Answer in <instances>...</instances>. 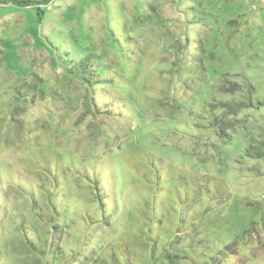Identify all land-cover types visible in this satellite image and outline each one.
I'll list each match as a JSON object with an SVG mask.
<instances>
[{
	"label": "rangeland",
	"instance_id": "obj_1",
	"mask_svg": "<svg viewBox=\"0 0 264 264\" xmlns=\"http://www.w3.org/2000/svg\"><path fill=\"white\" fill-rule=\"evenodd\" d=\"M258 101L264 0L0 1V264H264Z\"/></svg>",
	"mask_w": 264,
	"mask_h": 264
},
{
	"label": "trees",
	"instance_id": "obj_2",
	"mask_svg": "<svg viewBox=\"0 0 264 264\" xmlns=\"http://www.w3.org/2000/svg\"><path fill=\"white\" fill-rule=\"evenodd\" d=\"M0 1H9V0H0ZM100 82L101 81L98 80V83H100ZM252 91H254V86L251 89L250 93ZM230 104H231V106H230L231 107V110L230 111L232 112V114H236L240 109H242L241 107H243L245 105H246V107H248L249 105L254 104V101H253V99H250V101L248 103H246L244 101H235L234 100V102H231ZM257 104L263 105L264 104V101L263 102L258 101ZM262 145H264V139H263ZM255 155H256V157L258 159L263 158L264 151L263 150H259V151L255 152ZM97 185H98V183H97ZM97 191L100 194L99 196L101 198V196L103 194L101 192L100 186H98ZM54 196H56V195L52 194L51 197H50V199L53 198ZM53 203H54L53 205L56 207V209H59L60 207H62L57 202H55V200H53ZM59 211H60V209H59ZM59 211H56V213L59 215V217H61L60 214H59L60 213ZM38 215L41 216L40 213H38ZM43 216H44L43 218H46V220L43 219V224L45 226H48V228L51 227L53 229L54 236L60 237V235H61V229H60V227L62 226V223H63L61 220L63 218L61 217L59 219H55L54 216H51V213H50V216H49V213H47L46 215H43ZM19 226H20L21 232L23 233V236H24L25 240H27V242L29 243V245L31 246V248L34 251L43 252L42 247L47 246L48 245V241H49L48 240L49 238L47 236L46 231L44 229L43 230H39L40 232L37 233V235L35 236L33 234V232L27 228V225H25L24 222L23 223H20ZM32 236L34 238H32Z\"/></svg>",
	"mask_w": 264,
	"mask_h": 264
}]
</instances>
